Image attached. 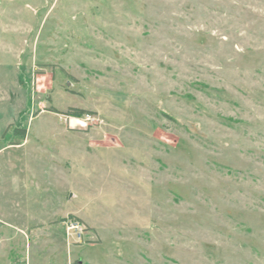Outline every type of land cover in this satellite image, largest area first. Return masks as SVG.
I'll return each instance as SVG.
<instances>
[{
	"label": "rangeland",
	"instance_id": "obj_1",
	"mask_svg": "<svg viewBox=\"0 0 264 264\" xmlns=\"http://www.w3.org/2000/svg\"><path fill=\"white\" fill-rule=\"evenodd\" d=\"M75 210L83 264H264V0H0V264Z\"/></svg>",
	"mask_w": 264,
	"mask_h": 264
},
{
	"label": "crops",
	"instance_id": "obj_2",
	"mask_svg": "<svg viewBox=\"0 0 264 264\" xmlns=\"http://www.w3.org/2000/svg\"><path fill=\"white\" fill-rule=\"evenodd\" d=\"M64 211L52 218L36 219L30 225L11 223L9 232L3 237L9 240L11 255L4 264H83V249L73 237L67 235L65 220L69 213ZM4 223V222H3ZM6 229L8 227L5 226ZM12 242V243H11ZM22 246L25 249L22 250Z\"/></svg>",
	"mask_w": 264,
	"mask_h": 264
},
{
	"label": "built area",
	"instance_id": "obj_3",
	"mask_svg": "<svg viewBox=\"0 0 264 264\" xmlns=\"http://www.w3.org/2000/svg\"><path fill=\"white\" fill-rule=\"evenodd\" d=\"M67 235L75 237V241L82 242L84 234V225L81 221L75 219H68L65 222Z\"/></svg>",
	"mask_w": 264,
	"mask_h": 264
},
{
	"label": "trees",
	"instance_id": "obj_4",
	"mask_svg": "<svg viewBox=\"0 0 264 264\" xmlns=\"http://www.w3.org/2000/svg\"><path fill=\"white\" fill-rule=\"evenodd\" d=\"M82 114V112L79 110L78 112H77V116H80ZM25 132H24V130H23V134H24Z\"/></svg>",
	"mask_w": 264,
	"mask_h": 264
}]
</instances>
